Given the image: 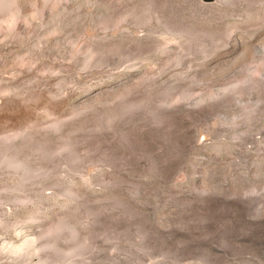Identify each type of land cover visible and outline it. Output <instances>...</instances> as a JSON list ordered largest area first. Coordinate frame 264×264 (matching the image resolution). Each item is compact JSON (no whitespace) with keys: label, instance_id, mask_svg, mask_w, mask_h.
Returning <instances> with one entry per match:
<instances>
[{"label":"rangeland","instance_id":"rangeland-1","mask_svg":"<svg viewBox=\"0 0 264 264\" xmlns=\"http://www.w3.org/2000/svg\"><path fill=\"white\" fill-rule=\"evenodd\" d=\"M182 1L0 0V264H264V3Z\"/></svg>","mask_w":264,"mask_h":264},{"label":"bare ground","instance_id":"bare-ground-1","mask_svg":"<svg viewBox=\"0 0 264 264\" xmlns=\"http://www.w3.org/2000/svg\"><path fill=\"white\" fill-rule=\"evenodd\" d=\"M144 1H145V0H144ZM171 1H172V0H171ZM181 1H182V0H181ZM234 1H236V0H234ZM237 1H239V0H237ZM258 1H260V0H258ZM261 1H262V0H261ZM173 2H174V1H173ZM182 2H183V1H182ZM189 2H190V1H189ZM195 2H196V5H197L198 7H213V6H215V5H216V6H217V5H222V4H226V3H231V2H233V1H232V0H215L213 3H210V2H208L207 0H195ZM195 2H194V3H195ZM244 2H245V3H248L247 0H242L241 5H242ZM256 2H257V1H256ZM256 2H255V3H256ZM262 2L264 3V0H263ZM112 3H114V2H112ZM115 3H116V2H115ZM118 3H119V2H118ZM125 3H126V2H125ZM157 3H158V2H157ZM160 3H161V1H160ZM191 3H192V2H191ZM235 3H237V2H235ZM245 3H244V6H243V5H242V6L246 8ZM260 3H261V2H260ZM163 4H164V3H163ZM177 4H178V3H177ZM182 4H188V3H182ZM237 4H238V3H237ZM239 4H240V2H239ZM252 4H253V3H252ZM252 4H251V5H252ZM123 5H125V4H123ZM159 5H160V4H159ZM180 5H181V4H180ZM121 6H122V5H121ZM121 6H120V7H121ZM156 6H157V5H156ZM161 6H162V4H161ZM185 6H190V5H185ZM216 6H215V8H216ZM131 7H132V6H131ZM139 7H140V6H139ZM173 7H174V6H173ZM173 7H172V8H173ZM179 7H181V6H179ZM192 7H194V6H192ZM192 7H190V8H192ZM220 7H221V6H220ZM223 7H224V6H223ZM223 7H222V8H223ZM226 7H227V6H226ZM226 7H225V8H226ZM261 7H262V6H261ZM108 8H109V7H108ZM164 8H165V7H164ZM217 8H218V7H217ZM222 8H221V9H222ZM238 8H239V7H238ZM144 9H145V8H144ZM175 9H176V7H175ZM181 9H182V7H181ZM186 9H187V8H186ZM186 9H185V10H186ZM221 9H220V10H221ZM251 9H252V8H251ZM133 10H134V9H133ZM135 10H136V9H135ZM154 10H155V9H154ZM157 10H158V9H157ZM172 10H173V9H172ZM176 10H177V9H176ZM198 10L201 11L200 9H198ZM211 10H212V9H211ZM230 10H231V9H230ZM234 10H235V9H234ZM238 10H239V9H238ZM241 10H242V9H241ZM110 11H111V10H110ZM181 11H182V10H181ZM193 11H194V9H193ZM193 11H192V12H193ZM199 11H198V12H199ZM208 11H209V10H208ZM243 11H245V10H243ZM44 12H45V11H44ZM128 12H129V11H128ZM179 12H180V11H179ZM189 12H190V10H189ZM211 12H212V11H211ZM217 12H218V9H217ZM217 12H216V13H217ZM239 12H240V11H239ZM241 12H242V11H241ZM129 13H130V12H129ZM174 13H175V12H174ZM176 13H177V12H176ZM176 13H175V14H176ZM182 13H183V12H182ZM196 13H197V11H196ZM202 13H203V12H202ZM214 13H215V11H214ZM214 13H213V14H214ZM216 13H215V15H216ZM218 13H220V12H218ZM231 13H232V12H231ZM235 13H236V12H235ZM242 13H244V12H242ZM245 13H246V12H245ZM178 14H179V13H178ZM187 14H188V13H187ZM198 14H199V13H198ZM211 14H212V13H211ZM220 14H221V13H220ZM220 14H219V15H220ZM236 14L238 15L239 13L237 12ZM236 14H235V17H236ZM131 15H132V14H131ZM170 15H171V14H170ZM190 15H191V14H190ZM190 15H188V16H190ZM200 15H201V14H200ZM203 15H204V14H203ZM221 15L224 16V13L221 14ZM143 16H144V15H143ZM181 16H182V15H181ZM184 16H185V15H184ZM184 16H183V17H184ZM188 16H186V17H188ZM205 16H206V15H205ZM207 16H208V14H207ZM230 16H231V15H230ZM230 16H229V17H230ZM238 16H240V14H239ZM263 16H264V15H263ZM10 17H11V16H10ZM112 17H113V16H112ZM169 17H170V16H169ZM183 17H182V18H183ZM193 17H194V16H193ZM193 17L191 16V18H193ZM196 17H197V16H196ZM196 17H195V19H196ZM209 17H210V16H209ZM209 17H208V18H209ZM213 17H214V15H213ZM215 17H216V16H215ZM224 17H225V16H224ZM56 18H57V17H56ZM145 18H146V17H145ZM199 18H200V17H199ZM199 18H198V19H199ZM208 18L206 17L205 20H207ZM222 18H223V17H222ZM225 18H226V17H225ZM227 18H228V17H227ZM141 19H142V18H141ZM179 19H180V16H179ZM261 19H262V18H261ZM13 20H14V19H13ZM123 20H124V19H122V21H123ZM187 20H189V19H187ZM202 20H203V19H202ZM202 20H200V21H202ZM209 20H211V18H210ZM225 20H226V19H225ZM230 20H232V19H230ZM181 21H182V20H181ZM181 21H180V22H181ZM198 21H199V20H198ZM212 21H213V20H212ZM51 22H52V21H51ZM128 22H129V21H128ZM194 22H195V21H194ZM202 22H204V21H202ZM205 22H206V21H205ZM209 22H210V21H209ZM223 22H224V21H223ZM223 22H222V24H223ZM231 22H232V21H231ZM22 23H23V22H22ZM22 23H21V24H22ZM190 23H191V22H190ZM226 23H227V21H226ZM108 24H109V23H108ZM185 24H186V23H185ZM194 24H195V23H193V26H194ZM200 24H201V23H200ZM213 24H214V23H213ZM213 24H212V25H213ZM219 24H220V23H219ZM222 24H221V25H222ZM258 24H260V23H258ZM19 25H20V24H19ZM23 25H24V24H23ZM198 25H199V24H198ZM201 25H202V24H201ZM204 25H205V23L203 24V26H204ZM206 25H209V24L207 23ZM224 25H225V24H224ZM231 25H232V24H231ZM249 25H250V24H249ZM110 26H111V25H110ZM188 26H189V24H188ZM222 26H223V25H222ZM229 26H230V25H229ZM229 26H228V27H229ZM123 27H124V26H123ZM123 27H122V29H123ZM150 27H151V26H150ZM178 27H179V26H178ZM180 27H181V26H180ZM184 27L186 28L187 25L184 26ZM204 27H205V26H204ZM213 27H214V26H213ZM220 27H221V26H220ZM224 27H225V26H224ZM254 27H255V25H254ZM259 27H260V26H259ZM24 28H26V27H24ZM125 28H126V27H125ZM163 28H164V27H163ZM172 28H173V27H172ZM182 28H183V27H182ZM226 28H227V27H226ZM236 28H240V27H236ZM241 28H242V27H241ZM263 28H264V27H263ZM26 29H27V28H26ZM122 29H120V30H122ZM183 29H184V28H183ZM192 29H193V28H192ZM192 29H191V30H192ZM195 29H196V24H195ZM200 29H202V27H201ZM207 29H208V28H207ZM211 29H212V27H211ZM214 29H215V28H214ZM222 29H223V28H222ZM23 30H24V29H23ZM116 30H117V29H116ZM136 30H137V29H136ZM173 30H175V28H174ZM177 30H178V29H177ZM203 30H204V29H203ZM226 30H227V29H226ZM229 30H230V29H229ZM238 30H239V29H238ZM253 30H254V29H253ZM132 31H133V30H132ZM143 31H144V30H143ZM143 31H142V32H143ZM181 31H182V30H181ZM183 31H184V30H183ZM183 31H182V32H183ZM199 31H201V30H199ZM205 31H206V29H205ZM212 31H213V30H212ZM218 31H219V30H218ZM263 31H264V29H263ZM137 32H138V31H137ZM196 32H197V31H196ZM203 32H204V31H203ZM231 32H232V31H231ZM139 33H140V32H139ZM139 33H138V34H139ZM193 33H194V32H193ZM201 33H202V32H201ZM201 33H200V34H201ZM216 33H217V32H216ZM232 33H233V32H232ZM237 33H239V32H237ZM114 34H115V33H114ZM180 34H181V33H180ZM198 34H199V33H198ZM204 34H205V32H204ZM206 34H207V33H206ZM219 34H220V33H219ZM136 35H137V33H136ZM196 35H197V34H196ZM211 35H212V34H211ZM228 35H229V33H228ZM257 35H258V34H257ZM110 36H111V35H110ZM132 36H133V35H132ZM208 36H209V35H208ZM230 36H232L231 33H230ZM254 36H255V35H254ZM155 37H156V36H155ZM161 37H162V36H161ZM188 37H189V36H188ZM193 37H194V36H193ZM210 37H212V36H210ZM228 37H229V36H228ZM256 37H257V36H256ZM114 38H115V37H114ZM199 38H200V36H199ZM235 38L237 39V37H235ZM235 38H234V39H235ZM240 38H241V37H240ZM240 38H239V39H240ZM192 39H193V38H192ZM253 39H254V38H253ZM253 39H252V41H253ZM176 40H177V39H176ZM197 40H198V39H197ZM204 40H205V39H204ZM237 40H238V39H237ZM246 40H247V39H246ZM114 41H115V40H114ZM172 41H173V40H172ZM185 41H186V40H185ZM187 41H188V40H187ZM200 41H201V40H200ZM208 41H209V40H208ZM233 41H234V40H233ZM257 41H258V40H257ZM111 42H112V41H111ZM145 42H146V41H145ZM170 42H171V41H170ZM183 42H184V41H183ZM198 42H199V41H198ZM205 42H206V41H205ZM216 42H217V40H216ZM229 42H231V41H229ZM238 42H239V41H238ZM131 43H132V42H131ZM190 43H191V42H190ZM217 43H218V42H217ZM219 43H221V42H219ZM233 43H235V42H233ZM239 43H240V42H239ZM247 43H248V42H247ZM261 43H262V41H261ZM113 44H114V42H113ZM115 44H116V43H115ZM115 44H114V45H115ZM129 44H130V43H129ZM228 44H229V43H228ZM231 44H232V42H231ZM254 44H255V43H254ZM257 44H258V43H257ZM257 44H256V46H257ZM123 45H125V44H123ZM148 45H149V44H148ZM247 45H248V44H247ZM198 46H199V45H198ZM222 46H223V43H222ZM242 46H243V44H242ZM254 46H255V45H254ZM112 47H113V46H112ZM154 47H155V46H154ZM208 47H209V46H208ZM223 47H224V46H223ZM239 47H240V46H239ZM248 47H249V46H248ZM172 48H173V47H172ZM202 48H203V46H202ZM229 48H230V47H228V48H226V49L229 50ZM234 48H235V47H234ZM128 49H129V48H128ZM135 49H136V48H135ZM179 49H180V48H179ZM189 49H190V48H189ZM236 49H237V48H236ZM244 49L246 50V49H249V48H244ZM258 49H259V48H258ZM122 50H123V49H122ZM182 50H183V49H182ZM224 50H225V49H224ZM230 50H231V48H230ZM233 50H234V49H233ZM238 50H239V49H238ZM241 50H243V48H242ZM241 50H240V51H241ZM250 50H251V48H250ZM116 51H117V50H116ZM141 51H143V50H141ZM167 51H168V50H167ZM171 51H172V50H171ZM171 51H170V52H171ZM178 51H181V50H178ZM183 51H184V50H183ZM188 51H189V50H188ZM188 51H187V52H188ZM226 51H227V50H226ZM235 51H236V50H235ZM263 51H264V50H263ZM263 51H262V54H264ZM107 52H108V50H107ZM193 52H194V51H193ZM221 52H222V50H221ZM224 52H225V51H224ZM230 52H231V51H230ZM242 52H243V51H242ZM249 52H250V51H249ZM249 52H248V53H249ZM88 53H89V52H88ZM171 53H172V52H171ZM177 53H178V52H177ZM182 53H183V52H182ZM185 53H186V52H185ZM207 53H208V52H207ZM232 53H233V52H232ZM234 53L236 54V52H234ZM240 53H241V52H240ZM248 53H247V54H248ZM251 53H252V51H251ZM123 54H124V53H123ZM141 54H142V53H141ZM161 54H162V53H161ZM189 54H190V53H189ZM227 54H228V52H227ZM238 54H239V52L236 54V57H237ZM241 54L243 55L244 53H241ZM259 54H260V53H259ZM139 55H140V54H139ZM172 55H173V54H172ZM172 55H171V56H172ZM177 55H178V54H177ZM181 55H182V54H181ZM185 55H186V54H185ZM185 55H184V56H185ZM245 55H246V53H245ZM245 55H244L242 58H244ZM111 56H112V55H111ZM130 56H131V55H130ZM211 56H212V55H211ZM221 56H222V54H221ZM234 56H235V55H234ZM248 56H249V55H248ZM126 57H127V56H126ZM141 57H142V56H141ZM178 57H179V56H178ZM180 57H181V56H180ZM185 57H186V56H185ZM222 57H223V56H222ZM222 57H221V58H222ZM246 57H247V56H246ZM253 57H254V56H253ZM253 57H252V58H253ZM263 57H264V56H263ZM109 58H111V57H109ZM109 58H108V59H109ZM172 58H174V57H172ZM186 58H187V57H186ZM211 58H212V57H211ZM233 58H234V57H233ZM240 58H241V57H240ZM111 59H112V58H111ZM121 59H122V58H121ZM129 59H130V58H129ZM180 59H181V58H180ZM228 59H229V58H228ZM228 59H226L225 62H226ZM244 59H245V58H244ZM112 60H113V59H112ZM115 60H116V59H115ZM134 60H135V59H134ZM174 60H176V59H174ZM186 60H187V59H186ZM209 60H210V59H209ZM230 60L232 61L231 58H230ZM233 60H234V59H233ZM242 60H243V59H242ZM257 60H258V59H257ZM130 61H131V60H130ZM183 61H184V60H183ZM191 61H192V60H191ZM228 61H229V60H228ZM251 61H253V60H251ZM122 62H123V61H122ZM168 62H169V61H168ZM235 62H236V60H235ZM238 62H240V61H238ZM246 62H247V61H246ZM249 62H250V61H249ZM113 63H114V61H113ZM115 63H116V62H115ZM188 63H189V62H188ZM184 64H185V63H184ZM184 64H182V65H184ZM214 64H215V63H214ZM228 64H230V63H227V65L224 64V65H226V67H225L224 65H223V66H224L225 68H228V67H229ZM233 64H234V63H233ZM235 64H237V62H236ZM250 64H251V63H250ZM220 65H221V64H220ZM254 65H255V64H254ZM257 65H258V64H257ZM113 66H114V65H113ZM134 66H135V65H134ZM227 66H228V67H227ZM232 66H233V65H232ZM232 66H231V68H232ZM250 66L253 67V65H250ZM190 67H191V66H190ZM233 67H234V66H233ZM119 68H120V67H119ZM170 68H171V67H170ZM184 68H185V66H184ZM191 68H192V67H191ZM213 68H214V67H213ZM215 68H216V67H215ZM221 68H222V66H221ZM231 68H229V70H230ZM247 68H248V67H247ZM173 69H174V68H173ZM189 69H190V68H189ZM216 69H217V68H216ZM223 69H224V68H223ZM223 69H222L221 71H223ZM253 69H254V67H253ZM125 70H126V69H125ZM168 70H169V69H168ZM249 70H250V69H249ZM259 70H260V72H261V71L264 72V67H261ZM160 71H161V70H160ZM193 71H195V70H193ZM211 71H213V70H211ZM224 71L226 72L227 70H224ZM236 71H237V70H236ZM245 71H246V70H244V72H245ZM178 72H179V71H178ZM188 72H189V71H188ZM163 73H164V72H163ZM230 73H231V72H230ZM183 74H184V73H183ZM257 74H258V73H257ZM154 75H155V74H154ZM253 75H254V73H253ZM263 75H264V74H263ZM257 76H259V75H257ZM261 76H262V75H261ZM247 77H248V75H247ZM259 77H260V76H259ZM259 77H258V78H259ZM263 77H264V76H263ZM258 78H257V79H258ZM233 79H234V78H233ZM263 79H264V78H263ZM231 80H232V79H231ZM260 80H261V78H260ZM242 81H243V79H242ZM261 81H262V80H261ZM228 82H229V81H228ZM233 82H234V81H233ZM244 82H245V81H244ZM259 82H260V81H259ZM231 83H232V82H231ZM250 83H251V82H250ZM252 83H253V82H252ZM257 83H258V82H257ZM263 83H264V82H263ZM248 84H249V83H248ZM254 84H255V83H254ZM224 85H225V84H224ZM229 85H230V83H228V86H229ZM231 85H234V84H231ZM231 85H230V86H231ZM241 85H242V84H241ZM250 85H251V84H250ZM217 86H218V85H217ZM221 86H222V85H221ZM226 86H227V85H226ZM228 86H227V87H228ZM262 86H264V85H262ZM227 87H226V88H227ZM246 87H248V86H246ZM110 88H111V87H110ZM214 88H215V87H214ZM217 88H218V87H217ZM249 88H250V86H249ZM251 88H252V87H251ZM261 88H262V87H261ZM242 89H243V88H242ZM246 89H247V88H246ZM204 90H205V89H204ZM221 90H222V89H221ZM253 90H254V89H253ZM259 90H260V89H259ZM205 91H206V90H205ZM212 91H214V90H212ZM224 91L227 92V90H224ZM224 91H223V92H224ZM228 91H229V90H228ZM230 91H231V90H230ZM230 91H229V92H230ZM250 91H251V90H248V92H250ZM231 92H232V91H231ZM234 92H235V90H234ZM201 93H202V92H201ZM203 93H204V92H203ZM208 93H209V92H208ZM213 93H214V92H213ZM243 93H244V92H243ZM215 94H216V93H215ZM225 94H227V93H225ZM250 94H251V93H250ZM254 94H255V93H254ZM200 95H201V94H200ZM207 95H208V94H207ZM207 95H205V96H207ZM220 95H221V93H220ZM256 95H257V94H256ZM205 96H204V97H205ZM216 96H217V95H216ZM202 97H203V96H202ZM204 97H203V100H204ZM214 97H215V96H214ZM238 97H239V96H238ZM254 97H255V96H254ZM254 97H253V98H254ZM257 97H259V96H257ZM198 98H199V97H198ZM200 98H201V97H200ZM210 98H211V97H210ZM231 98H232V97H230V99H231ZM239 98H240V97H239ZM263 98H264V97H263ZM206 99H208V98H206ZM224 99H225V98H224ZM234 99H235V98H234ZM251 99H252V98H251ZM251 99H250V100H251ZM258 99H259V98H258ZM168 100H169V99H168ZM192 100H193V99H192ZM198 100H199V99H198ZM247 100H248V98H247ZM259 100H260V99H259ZM195 101H197V100H195ZM199 101H201V100H199ZM237 101H238V100H237V98H236V102H237ZM248 101H249V100H248ZM256 101H257V100H255V102H256ZM167 102H168V101H166V104H168ZM174 102H175V101H174ZM174 102H173L172 100L169 101V104H168L169 109H171V110H172V109L176 110V108H179V107H177L178 105L176 106V104H175ZM228 102H229V101H228ZM255 102H254V103H255ZM258 102H260V101H258ZM164 103H165V102H164ZM187 103H188V102H187ZM222 103H223V101H222ZM234 103H235V102H234ZM240 103H241V101H240ZM240 103L238 102L237 104H240ZM243 103H244V102H243ZM252 103H253V102H252ZM235 104H236V103H235ZM258 104H259V103H258ZM152 105H153V104H152ZM187 105H188V104H187ZM187 105H186V106H187ZM190 105H191V104H190ZM226 105H227V104H226ZM244 105H245V104H244ZM259 105H260V104H259ZM155 106H156V105H155ZM183 106H185V104H184ZM183 106H182V107H183ZM223 106H224V105H223ZM238 106H239V105H238ZM250 106H251V105H250ZM220 107H222V106L220 105ZM225 107H226V106H225ZM245 107H246V106H245ZM256 107H257V106H256ZM256 107H255V108H256ZM164 108H165V107H164ZM188 108H190V106H188ZM243 108H244V107H243ZM258 108H259V107H258ZM136 109H137V108H136ZM194 109H195V108H194ZM245 109H246V108H244V110H245ZM259 109H260V108H259ZM171 110H170V111H171ZM185 110H186V109H185ZM242 111H243V110H242ZM247 111H248V110H247ZM247 111H246L245 113H248V114H249V112H247ZM256 111H257V110H256ZM217 113H218V112H217ZM242 113H244V112H242ZM245 113H244V114H245ZM252 113H253V112H252ZM205 114H206V113H205ZM205 114L203 113V115H205ZM221 114H222V113H221ZM244 114H241V116H242V115L244 116ZM245 115H246V114H245ZM259 115H260V114H259ZM209 116H210V115H209ZM211 116H212V115H211ZM226 116H227V115H226ZM234 116H235V115H234ZM237 116H238V114H237ZM237 116H236V117H237ZM246 116H247V115H246ZM248 116H249V115H248ZM202 118H203V117H202ZM261 118H262V117H261ZM206 119H208V118H206ZM246 121H247V119H246ZM246 121H245V122H246ZM249 121H250V120H249ZM205 122H206V121H205ZM232 122H233V121H232ZM258 122H259V121H258ZM262 123H263V122H262ZM255 124H256V122H255ZM249 127H250V126H249ZM249 127H247L246 129H248ZM252 129H253V128H252ZM254 130H255V129H254ZM254 130H253V131H254ZM247 132H248V131H247ZM249 132L251 133L250 128H249ZM256 134H257V133H256ZM238 191H239V190H238ZM252 192H253V191H252ZM208 195H209V194H208ZM227 197H228V196H227ZM233 200H234V199H233ZM252 208H253V207H252ZM260 215H261V213H260ZM78 216H79V215H78ZM84 216H85V215H84ZM263 219H264V218H263ZM84 234H85V233H84ZM43 243H44V242H43ZM43 243H42V244H43ZM47 243H48V242H47ZM138 245H139V244H138ZM54 246H55V245H54ZM37 248H38V247H37ZM54 250H55V249H54ZM24 252H25V251H24ZM37 253H38V252H37ZM55 253H56V252H55ZM112 256H113V255H112ZM113 257H115V256H113ZM71 258L73 259V257H71ZM137 258H138V257H137ZM52 260H53V259H52ZM82 260H83V259H82ZM71 261H72V260H71ZM54 262H55L56 264H58V263H64V262H65V263H69V264L71 263L70 260L67 259V257H63V256H59V257H57V258L54 260ZM45 263H46V262H45ZM45 263H43V264H45ZM76 263H77V262H76Z\"/></svg>","mask_w":264,"mask_h":264}]
</instances>
